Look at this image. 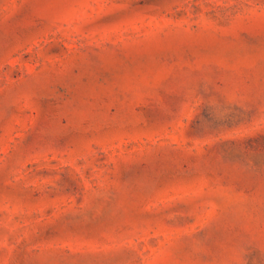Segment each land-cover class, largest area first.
I'll return each mask as SVG.
<instances>
[{
  "label": "rangeland",
  "instance_id": "1",
  "mask_svg": "<svg viewBox=\"0 0 264 264\" xmlns=\"http://www.w3.org/2000/svg\"><path fill=\"white\" fill-rule=\"evenodd\" d=\"M0 264H264V0H0Z\"/></svg>",
  "mask_w": 264,
  "mask_h": 264
}]
</instances>
